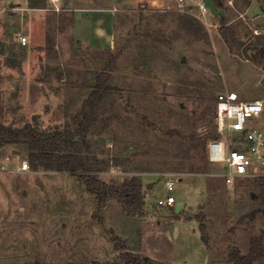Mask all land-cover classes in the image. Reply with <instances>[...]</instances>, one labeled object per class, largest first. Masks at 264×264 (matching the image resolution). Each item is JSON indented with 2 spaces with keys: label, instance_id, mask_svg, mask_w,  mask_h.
<instances>
[{
  "label": "rangeland",
  "instance_id": "374dc122",
  "mask_svg": "<svg viewBox=\"0 0 264 264\" xmlns=\"http://www.w3.org/2000/svg\"><path fill=\"white\" fill-rule=\"evenodd\" d=\"M164 1L122 9L114 48L92 51L74 41L63 6L0 0V121L49 134L75 128L94 87L108 86L82 150L106 161L101 181L121 186L137 177L146 198L143 216L115 199L99 206L77 177L22 172L26 150L0 149V165L16 171L0 176L4 263L99 260L117 246L124 264L129 250L142 264H231L233 247L247 253L253 237L264 247V179L228 188L207 155L208 143L222 137L221 95L264 99V26L247 15L254 0H219L223 15L195 4L180 12L176 0ZM169 195L184 205L180 213L159 205Z\"/></svg>",
  "mask_w": 264,
  "mask_h": 264
},
{
  "label": "trees",
  "instance_id": "16d2710c",
  "mask_svg": "<svg viewBox=\"0 0 264 264\" xmlns=\"http://www.w3.org/2000/svg\"><path fill=\"white\" fill-rule=\"evenodd\" d=\"M108 92V86L97 84L76 117L75 128L69 125L62 132L44 133L32 123L14 128L0 121V149L5 147L11 150L25 149L33 170L75 176L83 182L87 191L96 197L99 206H104L108 200L115 199L123 205L127 214L143 216L146 198L142 193L140 180L133 177L121 186L101 181L99 174L104 170L106 161L100 160L90 151L86 155L82 150L84 144L89 150L87 135L95 123L98 104ZM260 186L264 191V181ZM200 229L202 231L204 227L200 225ZM202 241L207 244L204 238ZM115 250L120 251V248L116 246ZM124 257L130 264H142L140 258L133 253ZM263 258V239L257 237L251 239L247 253H243L240 247H233L228 256L231 264H255Z\"/></svg>",
  "mask_w": 264,
  "mask_h": 264
},
{
  "label": "built area",
  "instance_id": "2783aa9c",
  "mask_svg": "<svg viewBox=\"0 0 264 264\" xmlns=\"http://www.w3.org/2000/svg\"><path fill=\"white\" fill-rule=\"evenodd\" d=\"M206 9L202 0H176V9L188 11L191 5ZM27 38H22L26 44ZM216 125L221 138L207 145L208 160L222 166L221 176L228 188L246 180L264 179V99L242 100L235 92L223 94L216 105ZM7 163L0 165L1 171H8ZM30 170L25 162L20 171ZM169 191L174 182L167 180ZM161 206L176 205L175 197L169 195L160 200Z\"/></svg>",
  "mask_w": 264,
  "mask_h": 264
},
{
  "label": "crops",
  "instance_id": "0c3cea01",
  "mask_svg": "<svg viewBox=\"0 0 264 264\" xmlns=\"http://www.w3.org/2000/svg\"><path fill=\"white\" fill-rule=\"evenodd\" d=\"M43 1L51 6L61 5L65 8V10H69V12H71L72 36L76 43H78L81 47L89 48L92 51H105V50H112L115 46L116 21L119 12L125 7H128L130 5L131 7L135 6L137 3L143 0H41V2ZM149 1L151 4L157 7H162V5L165 2L164 0H149ZM21 152H22L21 149H13L11 155L19 156ZM2 157L3 156H0V158ZM7 173L9 174L16 173V171L10 168L8 169V171L0 170V176L1 175L4 176ZM46 173L51 174L52 172H46ZM53 174H57V173H53ZM168 180L173 181V179H168ZM174 186H175V182H174ZM171 206H164V207L172 208ZM175 206L177 207L178 204H176ZM182 206L184 209V205ZM173 231H175V224H173ZM129 251L134 254L137 253V250H129ZM111 252L112 254L110 255V258H105L106 260L99 259V260L88 261L86 259L84 260L81 259L73 263L72 262L60 263L51 260H46V261H34V262H25V263H16V264H124L123 262H120L118 260L117 255L119 254V251L112 249ZM0 264H7L2 261L1 254H0Z\"/></svg>",
  "mask_w": 264,
  "mask_h": 264
},
{
  "label": "water",
  "instance_id": "95a60500",
  "mask_svg": "<svg viewBox=\"0 0 264 264\" xmlns=\"http://www.w3.org/2000/svg\"><path fill=\"white\" fill-rule=\"evenodd\" d=\"M202 1L204 3L205 7L208 8L213 15H223L224 12L222 10L218 9L219 0H202ZM14 6L15 5L13 4L12 7H14ZM247 15L253 17V24L264 26V11L260 7H258L256 0L252 1L249 9L247 10ZM249 49L255 50L256 46L251 43V44H248L247 46L244 47L243 53L247 59L249 58V55H248ZM182 209H183V206L178 205L176 207V212L180 213ZM169 228H170V232L172 234L173 233V225H170Z\"/></svg>",
  "mask_w": 264,
  "mask_h": 264
}]
</instances>
